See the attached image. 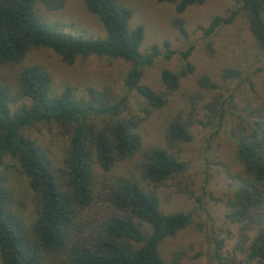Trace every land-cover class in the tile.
Listing matches in <instances>:
<instances>
[{
  "label": "trees",
  "instance_id": "trees-1",
  "mask_svg": "<svg viewBox=\"0 0 264 264\" xmlns=\"http://www.w3.org/2000/svg\"><path fill=\"white\" fill-rule=\"evenodd\" d=\"M173 4L171 21L178 34L187 39L179 16L187 7L204 0H157ZM234 9L213 14L205 26H198L205 47L211 50L210 36L222 24H230L243 12L247 28L264 57V0H232ZM37 3L57 10L63 0H0V69L19 65L12 80L0 77V165L6 156L17 159L27 187L32 192L35 217L27 229L14 208L11 192L0 183V258L2 264H178L164 259L160 245L176 235L188 222V213L162 212L155 192L146 189L133 176L100 181L96 187L94 166L106 172L115 163L130 159L140 150L141 134L133 117L116 118L126 99L134 93L144 115L160 109L166 95L177 90L180 80L194 70L190 62L192 44L180 50L175 71L161 68L158 78L162 91L143 81V73L159 46L152 42L142 52L143 26H130L132 11L118 0H82L85 9L100 23L104 35L66 34L41 22ZM162 58L173 51L161 42ZM50 49L61 62L72 64L75 57L87 55L116 58L128 64L122 78L123 96L110 102V89L88 86L86 98L76 97L66 84L49 90V75L37 65L21 64L28 49ZM222 82L243 80L251 88L248 74L222 67ZM198 87L210 93L203 105L208 122L223 123L234 107L233 85L228 99L221 83L207 74L196 79ZM224 84V83H222ZM231 87V86H230ZM17 96L28 102L11 105ZM229 107V108H228ZM109 120L104 121V118ZM50 121L68 134L62 165L55 168L44 149L24 134L35 122ZM228 136L234 143L239 173L236 186L226 200L224 216L236 224L246 239L249 264H264V111L248 108L237 116ZM188 124L171 118L164 129L166 144L188 142ZM138 176L159 184L183 172L186 164L166 147L151 145L136 161ZM250 234V235H247Z\"/></svg>",
  "mask_w": 264,
  "mask_h": 264
},
{
  "label": "rangeland",
  "instance_id": "rangeland-1",
  "mask_svg": "<svg viewBox=\"0 0 264 264\" xmlns=\"http://www.w3.org/2000/svg\"><path fill=\"white\" fill-rule=\"evenodd\" d=\"M118 1L132 11L130 26L139 23L143 26L141 51H147L152 42L159 46V54L144 70L143 81L162 91L159 70L165 67L175 71L180 64L178 52L185 49L188 43L193 46L189 60L194 70L180 80L177 90L166 95L160 109H154L147 115L141 113L142 105L137 96L131 92L126 93L127 99L116 118L133 117L138 121L141 147L133 157L115 163L106 172L94 166L96 187L104 179L133 176L146 189L155 192L162 212L188 213L187 224L175 236L162 241L160 253L164 259L173 258L178 264H249L245 236H241L236 224L224 216L226 200L236 186L239 173L234 143L228 133L237 116L246 115L248 108L257 107L264 111L263 52L257 49L248 31L245 16L240 11L230 24L218 26L211 34V50L205 47L198 26H205L213 14H224L234 9L236 5L232 0H204L200 5L187 7L179 15L187 31L186 40L171 25L176 16L173 4L157 0ZM35 12L43 24L57 31L95 37L104 35L100 23L85 9L82 0H63L57 10H47L37 3ZM260 15L264 18V13ZM163 40L168 42V47L174 52L168 61L162 58ZM21 64H34L46 71L50 78V92L59 91L63 85L68 84L76 97L86 98V87L101 90L107 86L110 89V102L125 92L122 78L128 64L120 59L87 55L84 58L75 57L73 63L68 65L61 62L50 49L37 47L27 50ZM18 66L0 69V77L12 80ZM224 66L240 70L241 79L248 74L251 88L243 80H237V85L234 81L222 82L219 73ZM205 74L221 83L222 93L227 99L230 88L235 86L234 107L228 108L237 113L232 114L228 110L227 118L221 124L208 122L207 113L203 111L210 93L201 90L196 79ZM27 102L25 97L17 96L11 106ZM173 117L188 124L190 141L165 143L163 132ZM104 119L109 120L107 117ZM24 134L44 149L55 168L62 165L68 134L61 132L58 125L50 121L35 122L24 128ZM151 145L166 147L186 164V169L159 184L140 179L135 164L142 149ZM0 183L11 192L14 208L24 226L29 229L35 217L32 192L26 185V178L16 158H4L0 165Z\"/></svg>",
  "mask_w": 264,
  "mask_h": 264
}]
</instances>
